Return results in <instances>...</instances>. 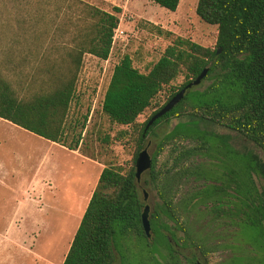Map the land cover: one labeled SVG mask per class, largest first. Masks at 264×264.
<instances>
[{
  "label": "trees",
  "instance_id": "obj_1",
  "mask_svg": "<svg viewBox=\"0 0 264 264\" xmlns=\"http://www.w3.org/2000/svg\"><path fill=\"white\" fill-rule=\"evenodd\" d=\"M152 1L171 11H175L180 2ZM78 9L85 24L70 44L63 47L64 55L45 66L49 75L47 83L24 99L18 98L10 82L0 77V118L72 150L78 149L82 143V131L87 120L84 117L81 131L77 136L73 135L67 145L64 122L83 56L90 54L101 60L108 58L114 31L119 24L117 14L121 12L119 7L108 12L87 3H81ZM196 14L202 21L217 26L213 48L177 37L147 73L133 67L128 55L114 66L101 110L112 122L136 127L133 131L137 134L136 150L132 165L125 173L119 167L104 164L63 264H112L116 231L122 236L143 233V200L134 164L145 137L160 122L186 117L172 131H178L182 123L189 124L186 127L189 129L183 131L200 142L194 148L178 153L185 160L202 149H208L215 137L213 132L200 128L201 124H218L235 131L264 151V0H198ZM205 68L207 73L203 79H209V84L202 90L197 86L187 89L182 100L144 132L148 120L162 106L142 124L139 125L137 120L164 86L184 72L186 81L180 86L181 90ZM190 90L191 94L188 93ZM175 93H171L168 100ZM185 101L189 106L182 108ZM219 140L221 143L224 139ZM154 161L144 173L156 182L159 174L155 172ZM229 172L227 170V174ZM255 173L264 176V159L245 152L242 170L244 222L264 229V188L255 186L252 179ZM208 175L216 179L210 172ZM226 186L225 182H221V186L211 185L199 189L193 197L203 201L204 198H223V194H228ZM161 196L163 211L173 218L172 200L169 196L164 197L163 192ZM163 225L169 228L165 223Z\"/></svg>",
  "mask_w": 264,
  "mask_h": 264
},
{
  "label": "rangeland",
  "instance_id": "obj_2",
  "mask_svg": "<svg viewBox=\"0 0 264 264\" xmlns=\"http://www.w3.org/2000/svg\"><path fill=\"white\" fill-rule=\"evenodd\" d=\"M197 1L180 0L177 9L171 11L152 0H0V77L10 82L18 98H29L48 82L46 80L49 75L45 66H50L64 55L63 47L69 45L77 35L76 32L84 26L85 19L82 20L78 9L81 3L108 12H112L113 7L121 8V12L117 14L118 31H114L108 58L101 60L90 54L83 56L74 95L64 122V131L68 145L72 136H77L81 131V124L84 117H87L80 150L103 164L121 168L125 173L132 165L136 150L137 134L133 133L136 127L112 122L101 110L113 68L128 55L133 67L147 73L162 56L165 48L177 37L213 48L217 26L210 25L197 16ZM185 81V74L181 72L169 85L164 86L153 99L151 106L139 116L137 123L140 125L146 121L156 109L168 101L171 93L178 92ZM209 82V79H203L196 88L202 90ZM188 93L191 94L192 90ZM187 106L189 102L185 101L182 108ZM185 119L186 117L164 120L145 137L142 149H147L151 159L155 160L154 169L159 174L156 182L152 181L148 173H143L137 182L143 200L142 210L145 205L149 207L151 235L147 237L141 233L139 236H122L116 231L115 260L112 264H172L167 257L171 250L170 239L175 241L172 228L180 226L189 230L190 219L199 226L205 219V201L202 198L191 201L190 198H195L193 196L199 189L211 185L221 186V182H226L225 158L218 152L217 143L220 140L216 137L208 149L190 155L188 160L178 155L180 151L194 148L200 142L183 131L189 129H186L189 124L182 123L178 131H172L179 121ZM10 128L21 134L19 141L26 142L30 152L36 151L37 160L42 159L44 149L49 150L42 137L20 127ZM200 128L217 135L229 136L228 141L234 149L238 148L244 153L251 152L264 159L262 149L230 129L218 124H201ZM7 141L9 142L6 147H19L14 144L15 139ZM232 162L236 163L235 154ZM76 164L79 165L72 156L64 158L65 166L71 165L74 169ZM209 172L216 179L210 178ZM26 173V169L21 170V186L26 184ZM252 179L257 188H264V176L255 173ZM161 192L164 197L169 196L172 200L174 219L163 211ZM229 192L234 195L232 187ZM222 196L225 198L224 194ZM75 206L60 198L58 202L52 203L50 210H46L45 219L50 221L52 229H58L66 213H77ZM160 219H163L170 231L164 225L161 226V223L158 225ZM71 226L67 225V240L72 238ZM231 230L233 231L229 234L232 238L229 242L235 244L236 232L234 227ZM56 236L59 237L58 232L51 235L53 238ZM181 238L182 236L179 241ZM241 238L242 256L238 261L242 264H264V229L251 222H244ZM219 249L223 251L225 248ZM222 251L221 254L225 256L232 252L230 249L223 253ZM218 256L222 257L220 254ZM176 257L178 258L177 255Z\"/></svg>",
  "mask_w": 264,
  "mask_h": 264
},
{
  "label": "crops",
  "instance_id": "obj_3",
  "mask_svg": "<svg viewBox=\"0 0 264 264\" xmlns=\"http://www.w3.org/2000/svg\"><path fill=\"white\" fill-rule=\"evenodd\" d=\"M12 126L16 125L0 118V264H63L104 164L79 148L47 139L49 150L44 149L37 160L36 151L30 152L26 142L19 141L21 134ZM7 139H15L19 147H6ZM70 156L79 164L74 169L64 165V158ZM25 169L26 184L21 186ZM60 198L76 205L77 213H66L58 229H52L46 210ZM68 224L72 225L69 240ZM54 232L59 237H51Z\"/></svg>",
  "mask_w": 264,
  "mask_h": 264
},
{
  "label": "flooded vegetation",
  "instance_id": "obj_4",
  "mask_svg": "<svg viewBox=\"0 0 264 264\" xmlns=\"http://www.w3.org/2000/svg\"><path fill=\"white\" fill-rule=\"evenodd\" d=\"M214 136L217 139H224L217 145L219 154L224 155L226 170H230L228 174L226 171L227 181L225 182L228 194H225V198H204L206 210L202 225L199 226L196 221L192 222L190 219L189 230L180 226L172 228L171 233L175 241L170 239L171 250L167 255L168 261L170 260L172 264H197L198 262L202 264H242L238 258L242 256L241 234L244 223V198L242 195L244 152L233 148V145L228 141L230 140L229 136L219 134H214ZM234 154L236 155L235 164L232 162ZM231 187L234 190V195L229 192ZM196 199L201 198H190L191 201ZM256 203H258L257 198ZM160 223L162 226L163 219H160ZM231 227H234L236 232L235 244L229 242L232 238L229 232L233 231ZM166 229L170 231L169 228ZM201 229H203V233H201ZM181 236V241H179ZM219 248H225L223 251L230 249L232 252L225 256L221 254L222 249ZM218 254L222 257L218 258Z\"/></svg>",
  "mask_w": 264,
  "mask_h": 264
},
{
  "label": "water",
  "instance_id": "obj_5",
  "mask_svg": "<svg viewBox=\"0 0 264 264\" xmlns=\"http://www.w3.org/2000/svg\"><path fill=\"white\" fill-rule=\"evenodd\" d=\"M207 73V68L203 69L202 72L190 83H188L185 87L181 88L175 95H173L155 114L151 116L148 120L144 132L148 130V128L160 117L168 113L171 109L174 108L176 104H178L185 95L187 89H190L192 86H197L201 83L203 78ZM152 166V159L147 149H142L138 152L136 160H135V177L137 181L140 180L141 175L149 170ZM146 194L144 193V199ZM149 207L145 205L141 212V226L145 236L150 237L151 235V225L149 220ZM197 264H202L198 262Z\"/></svg>",
  "mask_w": 264,
  "mask_h": 264
},
{
  "label": "built area",
  "instance_id": "obj_6",
  "mask_svg": "<svg viewBox=\"0 0 264 264\" xmlns=\"http://www.w3.org/2000/svg\"><path fill=\"white\" fill-rule=\"evenodd\" d=\"M116 31H118V30L116 29Z\"/></svg>",
  "mask_w": 264,
  "mask_h": 264
}]
</instances>
